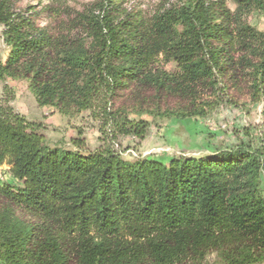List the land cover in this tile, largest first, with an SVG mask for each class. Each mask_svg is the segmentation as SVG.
<instances>
[{
	"label": "trees",
	"instance_id": "1",
	"mask_svg": "<svg viewBox=\"0 0 264 264\" xmlns=\"http://www.w3.org/2000/svg\"><path fill=\"white\" fill-rule=\"evenodd\" d=\"M39 1L0 0V169L15 181L0 183V264H264V144L167 163L117 148L237 106L233 90L264 118V31L247 19L264 0ZM9 80L41 107L88 113L100 145L82 130L52 144Z\"/></svg>",
	"mask_w": 264,
	"mask_h": 264
},
{
	"label": "rangeland",
	"instance_id": "2",
	"mask_svg": "<svg viewBox=\"0 0 264 264\" xmlns=\"http://www.w3.org/2000/svg\"><path fill=\"white\" fill-rule=\"evenodd\" d=\"M92 0H68L73 6ZM163 0H126L128 6H133L151 12ZM39 0H19L17 6L25 8L28 5H39ZM44 0L42 5L48 4ZM228 7L232 11L236 5L231 1ZM249 23L258 30L264 31V10H255L247 15ZM45 22L42 21V24ZM4 54L6 47L2 43ZM170 65L169 68H172ZM8 84L14 90L16 98L13 102L16 110L28 119L45 125L44 132L52 144L68 145L71 138L82 130L91 148L100 145V131L88 113L76 118H68L51 107L38 105L35 95L23 80H9ZM232 94L240 100L239 105L224 106L216 113L206 118H188L184 120L169 119L152 123L147 138L139 142L133 137H123L117 147L123 157L128 160L152 157L168 162L173 156L181 154L200 156L214 153L223 148H231L239 143L264 144L263 104L251 102L249 98L238 91ZM143 118L152 120L148 115ZM14 183L6 166L0 169V183Z\"/></svg>",
	"mask_w": 264,
	"mask_h": 264
}]
</instances>
